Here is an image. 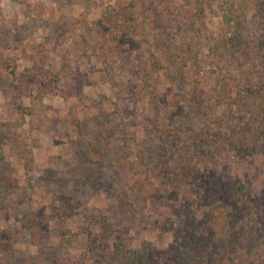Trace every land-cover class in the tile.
<instances>
[{"label":"rangeland","instance_id":"374dc122","mask_svg":"<svg viewBox=\"0 0 264 264\" xmlns=\"http://www.w3.org/2000/svg\"><path fill=\"white\" fill-rule=\"evenodd\" d=\"M199 1L0 0V264L167 250L184 214H204L183 147L188 170L226 165L254 192L264 186V77L211 51L216 5L232 0L204 5L202 22ZM124 23L141 31L120 50L109 31ZM224 139L256 155L233 158Z\"/></svg>","mask_w":264,"mask_h":264},{"label":"trees","instance_id":"16d2710c","mask_svg":"<svg viewBox=\"0 0 264 264\" xmlns=\"http://www.w3.org/2000/svg\"><path fill=\"white\" fill-rule=\"evenodd\" d=\"M212 3L215 1L197 2L191 14L194 17L192 20L202 22L203 6L211 8ZM216 7L220 12V37L211 46L215 58L227 65L230 62L234 69L246 68L252 72L251 68L258 66L256 73L264 77V0H232ZM120 16L127 17L129 14L120 10ZM253 18L257 27L251 37H247L245 25ZM140 31L136 25L124 23L113 29L111 27L109 36L114 47L122 50L133 45V39ZM114 47L109 49L105 46V49L118 53L119 50ZM188 51L193 52L190 48ZM174 57L169 62L177 67L181 58L177 60ZM187 61L193 68L199 65L195 55ZM252 61L255 62L246 64ZM27 76L39 90H49L50 86L44 80L46 75L29 72ZM252 76L253 74L243 75L246 80ZM229 79L230 84L236 86L237 78L232 75ZM260 106L264 113V101ZM183 108L177 105L178 111ZM224 141L229 145L230 151L236 153L233 158L238 155L241 158L256 155L237 140ZM183 149L184 147L179 151L183 170L191 181L199 179L202 183L204 201L201 207L204 214L201 218L192 212L184 214L174 232L175 243L167 250L146 248L136 252L117 248L111 254L113 264H264V186L254 192L243 176L234 174L226 165L204 166L202 169L197 166L188 170L189 164L183 160ZM260 155L264 157V151ZM101 263L99 260L98 264Z\"/></svg>","mask_w":264,"mask_h":264}]
</instances>
